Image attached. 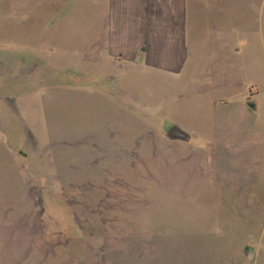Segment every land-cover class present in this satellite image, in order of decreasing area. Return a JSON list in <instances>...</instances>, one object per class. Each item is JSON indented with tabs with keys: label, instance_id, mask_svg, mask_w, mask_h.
<instances>
[{
	"label": "rangeland",
	"instance_id": "1",
	"mask_svg": "<svg viewBox=\"0 0 264 264\" xmlns=\"http://www.w3.org/2000/svg\"><path fill=\"white\" fill-rule=\"evenodd\" d=\"M10 10L0 0V264H263L264 231L245 226L261 184L230 198L248 168L228 143L214 153L220 106L164 70L86 64L101 0Z\"/></svg>",
	"mask_w": 264,
	"mask_h": 264
},
{
	"label": "crops",
	"instance_id": "2",
	"mask_svg": "<svg viewBox=\"0 0 264 264\" xmlns=\"http://www.w3.org/2000/svg\"><path fill=\"white\" fill-rule=\"evenodd\" d=\"M41 1L8 0L11 18L27 16ZM101 7L81 36L86 64L95 69L108 59L127 69L164 70L187 79L204 108L220 106L213 133H204L213 134L214 153L225 142L245 159V178L230 176V198L243 180L261 184L246 197L248 220L259 223L245 226L264 231V0H101Z\"/></svg>",
	"mask_w": 264,
	"mask_h": 264
},
{
	"label": "water",
	"instance_id": "3",
	"mask_svg": "<svg viewBox=\"0 0 264 264\" xmlns=\"http://www.w3.org/2000/svg\"><path fill=\"white\" fill-rule=\"evenodd\" d=\"M249 106L251 108L255 107L254 103H249ZM167 137L171 140H183V141H189L191 138L190 134L187 133L178 125H173L167 130Z\"/></svg>",
	"mask_w": 264,
	"mask_h": 264
}]
</instances>
